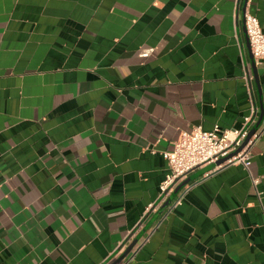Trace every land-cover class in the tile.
I'll return each mask as SVG.
<instances>
[{"label":"crops","instance_id":"crops-1","mask_svg":"<svg viewBox=\"0 0 264 264\" xmlns=\"http://www.w3.org/2000/svg\"><path fill=\"white\" fill-rule=\"evenodd\" d=\"M247 13L263 21L264 0H0V264L110 263L182 131L256 121ZM249 150L184 186L120 264H264V116Z\"/></svg>","mask_w":264,"mask_h":264},{"label":"built area","instance_id":"built-area-1","mask_svg":"<svg viewBox=\"0 0 264 264\" xmlns=\"http://www.w3.org/2000/svg\"><path fill=\"white\" fill-rule=\"evenodd\" d=\"M245 30L255 62L264 61V19L260 21L255 15L247 13ZM151 51V48H143L138 55L146 57ZM249 121L250 118H246L245 125L240 129H222L215 125L210 130L194 127L189 131H182L174 142L172 150L163 153L167 159L168 172L160 184V195H168L178 181L194 170L214 163L236 150L248 134ZM255 137L256 133L247 140L239 152L214 169L234 162H240L248 167L251 158L249 146ZM253 182H257V179Z\"/></svg>","mask_w":264,"mask_h":264},{"label":"water","instance_id":"water-1","mask_svg":"<svg viewBox=\"0 0 264 264\" xmlns=\"http://www.w3.org/2000/svg\"><path fill=\"white\" fill-rule=\"evenodd\" d=\"M245 31L246 30L244 28V33H245ZM247 41L248 40H246V44L248 45ZM249 49H250V46H249ZM249 57L251 60L252 71L254 73V77L256 78V70H255L254 65H253L254 58H253L251 52L249 54ZM263 116H264V106L262 104H260V113H259L256 121L252 124V121L254 118L253 117L249 121V123L247 124V126H250V127L248 129V134H247L246 138L244 139L242 145H240L236 150L230 152L226 156L219 158L216 162L207 164V165L193 171L192 173L188 174L186 177H184L183 179H181L180 181H178L175 184L172 191L168 195H166V196L161 195L159 200L150 209V212H152L153 210H154V212L149 217V219L144 223V225L141 226V224L144 222L143 220L150 214V212L147 215H145L144 219H142V221L136 226L135 230L138 229V227H140V229L138 230L137 234L134 236L132 241L123 249V251L113 261H111L108 264H120L123 260L126 259L128 254L131 252L132 248L135 246V244L140 240V238L143 236V234L150 228V226L154 223V221L164 212V210L170 206V204L173 202V200L177 197V194L181 191L182 188H184V186H186L187 184L191 183L192 181H195L196 179L200 178L202 175L211 172L215 166L223 163L226 159L230 158L231 156H233L237 152H239L240 149L242 148V146L247 142V140L254 133H256L257 129L259 128L260 124L262 123ZM162 199H163V202L157 208L156 206H157L158 202Z\"/></svg>","mask_w":264,"mask_h":264}]
</instances>
